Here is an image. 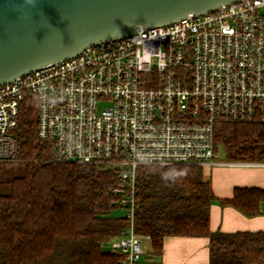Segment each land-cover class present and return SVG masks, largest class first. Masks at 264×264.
<instances>
[{
    "label": "built area",
    "instance_id": "2783aa9c",
    "mask_svg": "<svg viewBox=\"0 0 264 264\" xmlns=\"http://www.w3.org/2000/svg\"><path fill=\"white\" fill-rule=\"evenodd\" d=\"M27 95L54 160L117 173L112 193L128 224L109 248L118 264H143L151 237L135 228L139 167H264L218 161L215 150L218 123H264V0L99 41L0 85V163L16 159Z\"/></svg>",
    "mask_w": 264,
    "mask_h": 264
},
{
    "label": "trees",
    "instance_id": "16d2710c",
    "mask_svg": "<svg viewBox=\"0 0 264 264\" xmlns=\"http://www.w3.org/2000/svg\"><path fill=\"white\" fill-rule=\"evenodd\" d=\"M15 161L0 163V264H118L104 248L128 224L119 207L112 170L53 159L49 140L38 134L34 96L23 101ZM226 161H264V123L223 122L215 150ZM183 175L175 182L165 177ZM135 228L149 235L151 256L163 253L168 236L208 237L209 264H264V231H211L215 200L249 217L262 214L264 189L238 187L218 199L200 165L141 166L137 173Z\"/></svg>",
    "mask_w": 264,
    "mask_h": 264
},
{
    "label": "water",
    "instance_id": "95a60500",
    "mask_svg": "<svg viewBox=\"0 0 264 264\" xmlns=\"http://www.w3.org/2000/svg\"><path fill=\"white\" fill-rule=\"evenodd\" d=\"M239 0H0V85L103 40Z\"/></svg>",
    "mask_w": 264,
    "mask_h": 264
},
{
    "label": "crops",
    "instance_id": "0c3cea01",
    "mask_svg": "<svg viewBox=\"0 0 264 264\" xmlns=\"http://www.w3.org/2000/svg\"><path fill=\"white\" fill-rule=\"evenodd\" d=\"M203 174L211 181L218 199L232 198L238 187L264 189V169L259 166L216 165L203 167ZM262 214L249 217L231 205L215 200L210 209L211 231L235 233L264 231V204ZM150 241H146V243ZM145 248L143 264H209V238L168 236L162 255L151 256Z\"/></svg>",
    "mask_w": 264,
    "mask_h": 264
},
{
    "label": "rangeland",
    "instance_id": "374dc122",
    "mask_svg": "<svg viewBox=\"0 0 264 264\" xmlns=\"http://www.w3.org/2000/svg\"><path fill=\"white\" fill-rule=\"evenodd\" d=\"M216 160H218V161H225L226 160L225 159L224 148L221 145L218 146V150L216 151ZM260 169H264V167H261ZM113 214L118 215V216H124V211H123L122 208H118L117 210H115L113 212ZM149 247H150L149 242L145 243V248L147 250H148ZM104 248H105V250L109 251L110 250L109 244L108 243H105Z\"/></svg>",
    "mask_w": 264,
    "mask_h": 264
},
{
    "label": "clouds",
    "instance_id": "9594fccd",
    "mask_svg": "<svg viewBox=\"0 0 264 264\" xmlns=\"http://www.w3.org/2000/svg\"><path fill=\"white\" fill-rule=\"evenodd\" d=\"M183 175V173H180V172H176V173H173L172 176L169 178V177H165L166 179H171V181L175 182L177 179H179L181 176Z\"/></svg>",
    "mask_w": 264,
    "mask_h": 264
}]
</instances>
